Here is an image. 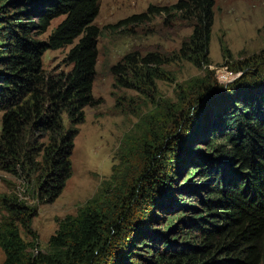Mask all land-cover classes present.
Returning a JSON list of instances; mask_svg holds the SVG:
<instances>
[{
	"label": "trees",
	"instance_id": "1",
	"mask_svg": "<svg viewBox=\"0 0 264 264\" xmlns=\"http://www.w3.org/2000/svg\"><path fill=\"white\" fill-rule=\"evenodd\" d=\"M215 2L150 5L110 27L158 16L186 23L191 34L173 56L207 69ZM99 4L0 0V171L26 182L23 198L0 194L1 264H264V50L227 86L206 71L178 86L174 101L141 89L150 107L124 135L109 179L58 222L47 251L33 254L37 210L24 197L36 204L59 197L71 176L76 127L97 103ZM67 47L66 69L44 70V53ZM166 62L132 52L111 72L120 86L155 91Z\"/></svg>",
	"mask_w": 264,
	"mask_h": 264
},
{
	"label": "rangeland",
	"instance_id": "2",
	"mask_svg": "<svg viewBox=\"0 0 264 264\" xmlns=\"http://www.w3.org/2000/svg\"><path fill=\"white\" fill-rule=\"evenodd\" d=\"M176 0H100L99 12L94 24L100 29L97 42L96 74L92 84L95 107L84 110V122L78 125L70 156L71 176L57 199L49 204H36L31 196L24 197L36 206V216L31 222L37 252H45L48 241L58 228V222L66 216H74L85 203L93 198L101 184L109 179L112 167L118 163V152L124 135L133 133L139 115L148 111L151 97L174 101L177 87L192 78H203L206 71L223 86L241 77L239 66L255 60L264 50V0H216L213 9V25L209 43L207 69H196L186 61H179L173 54L178 52L182 41L191 34L186 23L169 21L158 16L144 25L125 29H112L132 15L146 11L152 6H171ZM63 18L50 23L47 32L39 37L45 40ZM70 47L47 51L42 57L44 70H65L63 62ZM132 52L140 55L157 53L166 65L157 68L163 79H155L153 89L142 86L132 89L120 86L111 68ZM129 83L131 75L125 77ZM152 89V90H153ZM140 90V91H139ZM147 90V91H146ZM156 94H155V93ZM67 127V122H64ZM162 127L169 126L163 123ZM168 128V127H167ZM184 178V177H183ZM26 182L0 171V194L15 193L23 198ZM162 228V227H159ZM24 241L32 240L21 233ZM4 254L0 250V264Z\"/></svg>",
	"mask_w": 264,
	"mask_h": 264
}]
</instances>
